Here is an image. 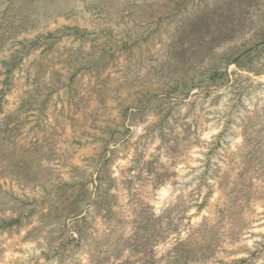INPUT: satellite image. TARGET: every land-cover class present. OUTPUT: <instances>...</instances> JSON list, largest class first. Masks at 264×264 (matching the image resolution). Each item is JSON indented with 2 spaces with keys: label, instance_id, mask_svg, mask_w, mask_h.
I'll return each mask as SVG.
<instances>
[{
  "label": "rangeland",
  "instance_id": "1",
  "mask_svg": "<svg viewBox=\"0 0 264 264\" xmlns=\"http://www.w3.org/2000/svg\"><path fill=\"white\" fill-rule=\"evenodd\" d=\"M0 264H264V0H0Z\"/></svg>",
  "mask_w": 264,
  "mask_h": 264
}]
</instances>
